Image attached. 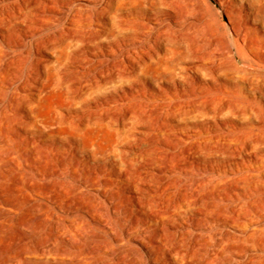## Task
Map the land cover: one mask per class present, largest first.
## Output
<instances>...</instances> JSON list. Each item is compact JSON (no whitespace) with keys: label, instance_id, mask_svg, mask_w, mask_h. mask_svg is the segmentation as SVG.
<instances>
[{"label":"bare ground","instance_id":"6f19581e","mask_svg":"<svg viewBox=\"0 0 264 264\" xmlns=\"http://www.w3.org/2000/svg\"><path fill=\"white\" fill-rule=\"evenodd\" d=\"M47 24L68 31L36 38ZM62 88L66 110L43 113ZM262 88L264 0H0V180L23 195L8 210L68 262L264 264L257 183L219 168L240 154L219 146L224 117L258 112Z\"/></svg>","mask_w":264,"mask_h":264},{"label":"rangeland","instance_id":"374dc122","mask_svg":"<svg viewBox=\"0 0 264 264\" xmlns=\"http://www.w3.org/2000/svg\"><path fill=\"white\" fill-rule=\"evenodd\" d=\"M67 31L68 30L66 29V27L61 25V24H53V25L47 24L44 27H42V29L39 32H37L35 37L39 38L40 40H47L50 38L58 37L60 33H64ZM53 33H55V34L53 35ZM189 34H192V33L189 32ZM188 61H184L182 63L185 64ZM124 88L126 89V87H124ZM58 90H51V91L46 92V94H44V97H43L44 99L42 98V100H41L42 101L41 102V109H42L43 113L47 114L50 111H53L55 108L56 109L58 108L61 111L66 110L64 107L59 105L60 100L62 102L64 97H65L64 93L66 92L65 91L66 89L62 88V89H58ZM257 94L259 95V93H257ZM262 94L264 96V89L263 88H262ZM259 99H260V97H259ZM53 102H54V104H51V105L49 104V103H53ZM177 102H179L181 104H188V105H191V103H192L190 101L189 102L186 101L184 98L177 100L175 103H177ZM256 105H257L258 112L250 113L248 115V117L246 116L247 118L246 117L232 118L229 116L224 117L223 120L228 125H226V127L223 128V130H222L223 132H225V138L223 136H221V138H220L221 141H219V146H221L223 148H230V147L233 148V147L237 146L240 149V154L235 156L236 158L235 157H220L221 162H220L219 168L220 169H226V170L233 168V169L239 170L241 172L246 171L247 172L246 178L255 180L257 183V186H258V189L252 190L250 192V195L253 198H256L259 202H261L264 205V142L257 144V145H253L252 147H250L247 144L248 142H246L245 140L239 139V137H246V140L249 141V139L251 137L264 138V125L262 126V124H264L262 122V120H264L263 119L264 118V102L261 101L259 104H256ZM160 106H161L160 102L158 100H156L153 102L152 108L157 109ZM260 106H262L263 109ZM49 108H50V110H49ZM46 109H48V111ZM259 114H260V117H258ZM258 118L259 119L261 118V120H259ZM227 119H229V120H227ZM223 120L217 119V121L221 127L223 126ZM231 120L233 121V125H231V122H230ZM196 121H199V120L196 119ZM205 121H210V120H207V119L203 120V122L205 124H208L209 122H205ZM183 123L193 125L194 120L187 119ZM103 139H106V136H104ZM230 139H231V141H230ZM241 146L245 147L246 149L248 148L247 152H245ZM250 154H252V156ZM250 157H251V159L249 161L248 158H250ZM37 198L39 199V197H37ZM0 200H1V203L4 202L3 203L4 206H2V207L0 206V212H2V213H0V258L9 249L10 250H12V249H23V250L27 251V253H29L28 254L29 256H27V261H28L27 264H58V263H61L63 261H67L66 259H63L59 255L49 257L47 255H42L40 253V251H38L37 253L33 252V246L40 245L42 243L43 239H42V236L40 235V233H37L35 236L27 237V235H25V233H24V230H22L18 226L17 217L19 215L22 216V215L26 214L25 207L22 205V203H21V206L18 209L17 213L11 212L8 210V208H13L12 207L13 205H11V204H17V203H20L23 201L22 193L14 190L11 182H9V181L4 182L3 180H0ZM5 214L12 215L13 219L9 220L6 223V221H4L5 219H3ZM30 223L33 224L34 227L38 226V222L30 221ZM113 224H115V222H113ZM113 226H115L113 228L114 232L117 233L118 229L116 227V224ZM134 242H135L134 240L130 241V243H134ZM90 247H91V245L84 244L82 246V250L85 249L87 251L90 249ZM114 251L116 254L118 252V249H115ZM110 257H111L110 259L105 260V261H101L98 264H118L119 259L116 255L110 256ZM71 262L67 261L66 264H78V263H73V262L71 263ZM84 264H93V263L86 261Z\"/></svg>","mask_w":264,"mask_h":264}]
</instances>
